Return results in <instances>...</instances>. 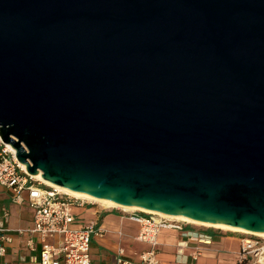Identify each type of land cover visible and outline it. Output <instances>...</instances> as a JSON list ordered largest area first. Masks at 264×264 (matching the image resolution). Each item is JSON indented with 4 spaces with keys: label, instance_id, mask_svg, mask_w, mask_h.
<instances>
[{
    "label": "water",
    "instance_id": "95a60500",
    "mask_svg": "<svg viewBox=\"0 0 264 264\" xmlns=\"http://www.w3.org/2000/svg\"><path fill=\"white\" fill-rule=\"evenodd\" d=\"M0 138L52 185L264 233V0H0Z\"/></svg>",
    "mask_w": 264,
    "mask_h": 264
},
{
    "label": "built area",
    "instance_id": "2783aa9c",
    "mask_svg": "<svg viewBox=\"0 0 264 264\" xmlns=\"http://www.w3.org/2000/svg\"><path fill=\"white\" fill-rule=\"evenodd\" d=\"M10 146H6L0 138V201L2 191L6 189L12 193V201L15 204L26 203L34 209V226L29 231L32 238L27 246L32 251L38 250L39 255L35 260L39 264H92V239L102 235L103 230L95 229L89 224L78 229L72 228L71 225L77 219L75 209H90L101 205L62 193L35 179L27 173L26 167L20 164L16 152L9 149ZM114 209L129 214L130 219L140 225L137 241L149 246V250L140 256L141 264H161L158 256L159 236L165 230L182 232L185 238L192 240L202 239L196 233L185 231V227L190 223L141 211ZM9 217V212L1 214L0 211V259L6 256L9 246L13 243L7 224ZM52 237L56 238L55 242L49 241ZM123 253L122 250L119 251L115 264H132L123 258ZM249 257L264 258V244L262 245L260 240H243L240 264Z\"/></svg>",
    "mask_w": 264,
    "mask_h": 264
},
{
    "label": "crops",
    "instance_id": "0c3cea01",
    "mask_svg": "<svg viewBox=\"0 0 264 264\" xmlns=\"http://www.w3.org/2000/svg\"><path fill=\"white\" fill-rule=\"evenodd\" d=\"M0 211L1 214L6 211L10 213L7 224L13 237V243L0 262L39 264L35 260L39 255L38 250L32 251L27 246L32 238L29 231L34 226V209L26 203L15 204L12 193L5 189L1 194ZM75 213L77 219L71 225L72 228L78 229L89 224L95 229L103 230L102 235L92 239V264H115L120 250L124 252L125 260L132 264H141L140 256L149 250V246L137 241L140 225L133 222L129 214L101 206L77 208ZM185 231L196 233L202 239L192 240L185 238L182 232L163 231L159 236L158 246L161 264H240V238L214 230L193 229L190 226L185 227ZM49 241L55 242L56 238L52 237Z\"/></svg>",
    "mask_w": 264,
    "mask_h": 264
},
{
    "label": "bare ground",
    "instance_id": "6f19581e",
    "mask_svg": "<svg viewBox=\"0 0 264 264\" xmlns=\"http://www.w3.org/2000/svg\"><path fill=\"white\" fill-rule=\"evenodd\" d=\"M34 178L39 180V181H42L47 186L54 187V188L58 189L62 193L68 194V195L76 197V198H82V199H86V200L91 201V202L98 203L101 206H104L106 208H120V209H122L124 211H129V212L130 211H141V212H144V213H148V214H153V215H158V216H161V217L169 218L171 220L186 222V223L199 225V226H204V227L218 228V229H222V230H225V231L241 232V233H245V234H248V235H253V236L260 237V238L264 239V233H253V232L245 231V230H242V229L229 227V226H226V225H212V224H209V223H203V222H199V221H195V220L189 219L187 217L169 216V215H165V214H162V213L148 211V210H144V209H140V208L126 207V206H122V205H119L117 203H114L112 201L96 199V198L91 197V196H89L87 194L72 192V191H70V190H68L66 188H62V187H58V186L52 185L49 182L45 181L42 178L41 174H38L37 176H34Z\"/></svg>",
    "mask_w": 264,
    "mask_h": 264
},
{
    "label": "rangeland",
    "instance_id": "374dc122",
    "mask_svg": "<svg viewBox=\"0 0 264 264\" xmlns=\"http://www.w3.org/2000/svg\"><path fill=\"white\" fill-rule=\"evenodd\" d=\"M189 226L192 227L193 229L214 230V231H218V232L227 233L228 235L240 238L242 240V242H243V240L250 239V240H260L261 244L262 245L264 244V239H262L260 237L253 236V235L241 233V232L224 231V230L215 229V228H211V227L209 228V227H203V226H196V225H192V224H190ZM243 264H264V258L263 257H261V258L260 257H249L248 260L245 261Z\"/></svg>",
    "mask_w": 264,
    "mask_h": 264
}]
</instances>
